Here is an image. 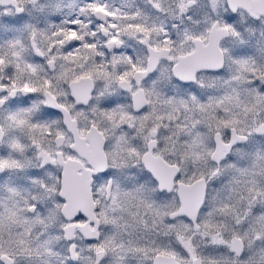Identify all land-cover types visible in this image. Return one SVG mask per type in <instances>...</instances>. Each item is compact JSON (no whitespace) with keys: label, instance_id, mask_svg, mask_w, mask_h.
Here are the masks:
<instances>
[{"label":"snow or ice","instance_id":"1","mask_svg":"<svg viewBox=\"0 0 264 264\" xmlns=\"http://www.w3.org/2000/svg\"><path fill=\"white\" fill-rule=\"evenodd\" d=\"M0 264H264V0H0Z\"/></svg>","mask_w":264,"mask_h":264}]
</instances>
